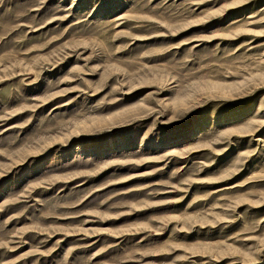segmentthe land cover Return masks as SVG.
<instances>
[{
    "label": "rangeland",
    "instance_id": "374dc122",
    "mask_svg": "<svg viewBox=\"0 0 264 264\" xmlns=\"http://www.w3.org/2000/svg\"><path fill=\"white\" fill-rule=\"evenodd\" d=\"M0 264H264V0H0Z\"/></svg>",
    "mask_w": 264,
    "mask_h": 264
}]
</instances>
